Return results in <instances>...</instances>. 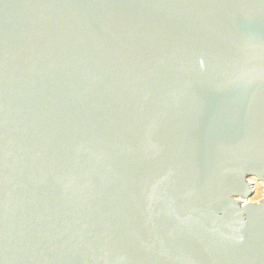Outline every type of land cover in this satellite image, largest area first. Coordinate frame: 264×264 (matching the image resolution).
Returning a JSON list of instances; mask_svg holds the SVG:
<instances>
[{"label":"water","instance_id":"obj_1","mask_svg":"<svg viewBox=\"0 0 264 264\" xmlns=\"http://www.w3.org/2000/svg\"><path fill=\"white\" fill-rule=\"evenodd\" d=\"M264 0H0V264H264Z\"/></svg>","mask_w":264,"mask_h":264},{"label":"rangeland","instance_id":"obj_2","mask_svg":"<svg viewBox=\"0 0 264 264\" xmlns=\"http://www.w3.org/2000/svg\"><path fill=\"white\" fill-rule=\"evenodd\" d=\"M256 191L255 194L253 195V197H251L250 199V203L251 202H258L259 200L262 199L263 195H264V186L256 184Z\"/></svg>","mask_w":264,"mask_h":264}]
</instances>
